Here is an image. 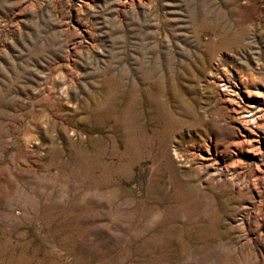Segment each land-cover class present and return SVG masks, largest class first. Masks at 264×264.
<instances>
[{"label": "rangeland", "instance_id": "1", "mask_svg": "<svg viewBox=\"0 0 264 264\" xmlns=\"http://www.w3.org/2000/svg\"><path fill=\"white\" fill-rule=\"evenodd\" d=\"M0 264H264V0H0Z\"/></svg>", "mask_w": 264, "mask_h": 264}]
</instances>
